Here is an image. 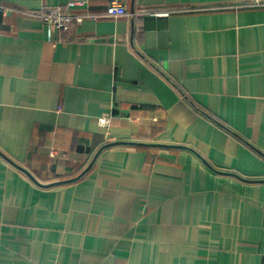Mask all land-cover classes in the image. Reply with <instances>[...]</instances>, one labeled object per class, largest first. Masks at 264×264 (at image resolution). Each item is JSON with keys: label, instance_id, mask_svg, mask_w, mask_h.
<instances>
[{"label": "crops", "instance_id": "1", "mask_svg": "<svg viewBox=\"0 0 264 264\" xmlns=\"http://www.w3.org/2000/svg\"><path fill=\"white\" fill-rule=\"evenodd\" d=\"M111 1L0 0V264H264V3Z\"/></svg>", "mask_w": 264, "mask_h": 264}, {"label": "built area", "instance_id": "2", "mask_svg": "<svg viewBox=\"0 0 264 264\" xmlns=\"http://www.w3.org/2000/svg\"><path fill=\"white\" fill-rule=\"evenodd\" d=\"M255 3H264V0H253ZM79 3V2H78ZM76 2H71L65 8L61 6H50L43 12L39 13V18L54 28L61 30V29H68L76 24H81L84 19V14H79L72 11L71 7H73ZM128 9L126 5L119 0H112L107 7L106 16L107 17H120L124 15H128ZM96 18V17H95ZM102 122L105 124L106 120L102 119Z\"/></svg>", "mask_w": 264, "mask_h": 264}, {"label": "water", "instance_id": "3", "mask_svg": "<svg viewBox=\"0 0 264 264\" xmlns=\"http://www.w3.org/2000/svg\"><path fill=\"white\" fill-rule=\"evenodd\" d=\"M97 157V156H96ZM96 157L94 158V160L91 162V164H90V166H89V168L93 165V163H94V161H95V159H96ZM87 171V170H86ZM83 175V174H82Z\"/></svg>", "mask_w": 264, "mask_h": 264}]
</instances>
